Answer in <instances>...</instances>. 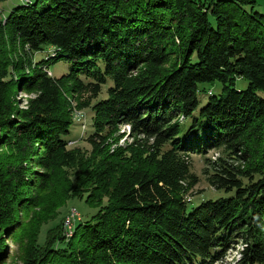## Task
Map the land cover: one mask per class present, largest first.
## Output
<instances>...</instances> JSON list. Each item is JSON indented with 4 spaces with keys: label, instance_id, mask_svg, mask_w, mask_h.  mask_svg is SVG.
Here are the masks:
<instances>
[{
    "label": "trees",
    "instance_id": "obj_1",
    "mask_svg": "<svg viewBox=\"0 0 264 264\" xmlns=\"http://www.w3.org/2000/svg\"><path fill=\"white\" fill-rule=\"evenodd\" d=\"M18 1L0 20V264L7 240L28 236L21 264H204L235 241L237 264H264V14L255 0ZM47 47L54 52L32 63ZM60 60L69 71L48 75ZM215 81L220 91L201 87ZM105 85L91 106L87 168L67 147L71 104L86 92L77 106L88 107ZM17 88L35 92L26 107ZM124 124L143 139L111 149L104 133ZM208 149L222 153L206 159L207 182L231 194L188 211L198 183L189 153ZM74 166L85 173L70 188ZM56 177L65 197L85 192L97 210L70 237L57 225L38 245L36 231H20L23 211Z\"/></svg>",
    "mask_w": 264,
    "mask_h": 264
},
{
    "label": "rangeland",
    "instance_id": "obj_2",
    "mask_svg": "<svg viewBox=\"0 0 264 264\" xmlns=\"http://www.w3.org/2000/svg\"><path fill=\"white\" fill-rule=\"evenodd\" d=\"M25 1V0H23ZM33 1V0H32ZM20 1L18 0H5L0 1V20H3V17L7 13L8 10L12 8L14 4H18ZM255 10L264 14V0H255L254 2ZM54 52V49L51 47H47L42 51L36 52L33 57H31V62H37L41 58L45 59L49 55ZM71 67V64L66 60H60L56 63H51L50 65H46L45 68L47 70V74L50 76L59 77L62 74H66ZM248 85V81L244 78H238L235 81V88L238 90L245 89ZM107 86L105 85L101 88L100 93L96 98L91 100V103L88 107L78 108V103L87 102L91 97L89 93H80L74 94V101H72V124L69 129V133L66 137L67 147L73 149L78 153V157L80 159V163L86 164L88 162V167L90 168L89 162L92 161L90 155V145L88 144L86 138L93 132V111L91 106L102 98L106 97ZM222 84L218 81L213 82L212 84H202L201 87L205 88H213L211 91H220ZM15 100L19 107L23 108L28 105V100L31 99L35 92H26L17 88L15 90ZM200 102L198 108L204 105L207 101V95L204 92L199 93L198 95ZM189 121H187L188 123ZM106 136H108L110 148L113 149L115 147L125 148L128 145L135 144L141 139H143L142 135H135L130 129V126L127 124L120 125L118 127V131L112 132L108 130L105 132ZM220 149H208L205 153L199 152H190V168L191 171L197 175L198 183L194 185L192 191L188 193V199L192 201L188 204L187 210H191L195 207L201 200L207 199H216L219 197L228 196L231 193H227L223 190H216L215 187L210 185L206 180V170H210V165L206 159L209 160L210 163L215 161L217 157L221 154ZM30 167L32 169H38L33 163H30ZM69 170V171H67ZM68 182L70 188L75 185L76 180V172H78V168L76 166L72 168L66 169ZM84 172H78L79 175ZM63 175L65 172H62ZM85 173V172H84ZM66 174V173H65ZM60 178V177H59ZM56 177L54 180H50L49 182L43 184V186L35 192L37 195L36 199L32 204L28 205V209L23 211L25 214V222L21 228V232L23 233L24 238L28 233L32 231H36V241L38 245L44 244L48 235H51V231L55 229V226L59 225L62 227L61 234L64 237L71 236L73 231V223L83 222L89 219L97 210L96 204L93 202H86L84 192L82 195L78 196H70L65 197L66 187H68L67 183H62L63 181L57 180ZM74 184V185H73ZM71 194V191L68 192ZM35 198V197H34ZM186 201L187 200L186 198ZM26 207V206H24ZM72 207L76 208L77 212H72L77 215L74 218L72 217ZM79 212V213H78ZM71 217L70 224H64L67 219ZM76 219V220H74ZM77 224V223H76ZM55 232V230H53ZM33 236V235H32ZM29 237V236H28ZM27 237L26 240L29 238ZM16 244L15 241L10 238L7 240L6 250L8 251V256L3 262V264H21L22 256L19 257L21 253L22 244L26 242ZM55 247H61L62 244L56 242L54 244ZM241 243L235 241L231 248L226 249L218 260L207 261L204 264H237V261L240 259V249ZM21 258V259H20ZM259 264V263H256Z\"/></svg>",
    "mask_w": 264,
    "mask_h": 264
},
{
    "label": "built area",
    "instance_id": "obj_3",
    "mask_svg": "<svg viewBox=\"0 0 264 264\" xmlns=\"http://www.w3.org/2000/svg\"><path fill=\"white\" fill-rule=\"evenodd\" d=\"M72 212H77L76 208L72 207L71 213ZM70 223H71V217L69 219H67L64 224H70Z\"/></svg>",
    "mask_w": 264,
    "mask_h": 264
},
{
    "label": "bare ground",
    "instance_id": "obj_4",
    "mask_svg": "<svg viewBox=\"0 0 264 264\" xmlns=\"http://www.w3.org/2000/svg\"><path fill=\"white\" fill-rule=\"evenodd\" d=\"M75 216L77 217V215H75V213H72V217L74 218ZM68 236H69V235H68Z\"/></svg>",
    "mask_w": 264,
    "mask_h": 264
}]
</instances>
